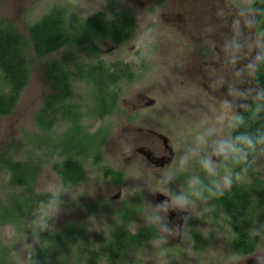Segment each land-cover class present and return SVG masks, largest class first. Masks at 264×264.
<instances>
[{
  "label": "rangeland",
  "instance_id": "obj_1",
  "mask_svg": "<svg viewBox=\"0 0 264 264\" xmlns=\"http://www.w3.org/2000/svg\"><path fill=\"white\" fill-rule=\"evenodd\" d=\"M189 1L0 0V20L9 19L26 35L32 23L55 7H64L83 18L98 11L113 18L126 10L133 13L137 23L126 43L102 41L98 57L88 52L78 55L80 59L89 57V61L100 59L106 66L121 61L135 75L113 87L119 93L117 109L104 119L91 116L92 87L75 81L76 95L72 101L83 114L85 131L93 134L103 129L99 154L94 142L86 143V157L81 154L87 167L82 182L75 186L63 184L51 166L62 159L55 152L66 144L67 138L59 142L56 139L70 124L58 121L47 134L41 132L34 119L45 97L54 91L47 81L46 69L52 61L61 60L64 53L34 58L30 82L16 108L10 115H0V150L14 160L41 162L34 190L56 197V204L23 214L25 208L19 207L22 204H17V196L24 189L12 185L9 170L2 168L0 204L9 207L19 220L0 224V264H27L44 226L59 229L71 221L89 239L85 247L107 253L103 243L124 223L115 212L128 202L132 206V199V208L136 207L138 212L127 227L136 232L157 224L161 236L131 252V264H264V234L259 236L251 254L237 255L231 247L234 230L222 207L210 200L189 202L184 198L185 184L194 183L202 158L209 160L218 188L230 185L227 175L217 172L215 167L232 153L236 117L245 110L238 111L235 104L216 93L222 83L228 85L230 80L212 78L216 65L211 64L214 59L208 56L209 50L203 56L200 53L199 48L207 39L198 31L200 23L193 21L194 16L198 17L193 10L200 9L199 0ZM232 1L244 10L251 8L250 0ZM211 6L212 1L206 0V9L214 11ZM176 15L186 25L175 20ZM255 42V54L264 57L263 41L257 37ZM257 92L262 94L259 89ZM93 139L97 137L87 141ZM107 167L125 170L126 181L117 185L106 178ZM251 171L246 180L264 181V146L254 157ZM170 211L177 216L171 219ZM195 228L204 240L202 246L193 237ZM88 256L81 251L79 257H70L65 264H88ZM92 262L111 264L106 256L93 257Z\"/></svg>",
  "mask_w": 264,
  "mask_h": 264
},
{
  "label": "trees",
  "instance_id": "obj_2",
  "mask_svg": "<svg viewBox=\"0 0 264 264\" xmlns=\"http://www.w3.org/2000/svg\"><path fill=\"white\" fill-rule=\"evenodd\" d=\"M255 5L261 12L264 24V0H256ZM135 27L136 20L131 12H117L110 18L105 12L98 11L83 18L64 7H55L32 23L29 35L19 31L9 19L0 20V115H10L16 108L21 93L30 82L34 58L46 59L53 53H64L61 60L52 61L46 69L47 81L54 91L45 97L44 105L35 113L34 119L41 132L47 134L58 121L70 124L67 131L56 139L59 142L67 138L66 144L63 143L62 148L55 152L62 159L51 165L65 185L75 186L86 179V143L94 142L96 154H99L103 143V134L100 135L103 129L91 134L82 125L83 114L77 103L72 101L76 95L75 81L92 87L91 115L104 119L117 109L119 93L113 87L123 79L135 77L130 66L121 61L106 66L100 59L89 61V57L80 59L78 55L88 52L98 57L102 41L126 43ZM256 82L264 92V58L259 62ZM85 134H88L86 138ZM90 137L97 139L87 141ZM48 139L52 140L50 136ZM263 146L264 96L261 102H251L236 117L231 136L232 153L227 160L232 179L230 185L223 191H219L209 179L196 185L197 196L207 195L217 200L227 214L235 234L231 247L238 255L252 253L257 247L259 236L264 234V181L254 178L247 183L242 182L243 176H251L252 162ZM40 163H35V160H14L0 150V172L2 168L8 169L11 174L10 183L24 189L17 196V204L20 201L22 205L19 204V207L25 208L23 214L34 208L56 204L55 196L34 190ZM199 175L201 178L209 175L207 165H202ZM104 176L118 184L123 181L122 173L110 167L105 169ZM1 204L0 211L3 212L0 224L19 220L15 219L9 207ZM4 210H8L9 215L6 216L7 211ZM38 236L39 243L31 252L27 264H65L70 257H79L81 251L89 255L88 264H93V257L96 256H106L111 264H131L134 262L131 251L144 241L157 237L154 228L150 227L136 233L115 230L107 238L106 246H102L107 253H102L89 246L85 247L89 239L75 221L59 229L44 226Z\"/></svg>",
  "mask_w": 264,
  "mask_h": 264
},
{
  "label": "flooded vegetation",
  "instance_id": "obj_3",
  "mask_svg": "<svg viewBox=\"0 0 264 264\" xmlns=\"http://www.w3.org/2000/svg\"><path fill=\"white\" fill-rule=\"evenodd\" d=\"M211 1H212L211 8L214 11L212 10L209 11L206 9V0H199L198 6L200 9L193 10V14L195 15L198 14L197 18H195V16L193 17V21L195 22L198 21L197 23H200L201 28L199 27L200 30L198 31H200L199 33H201L207 39L205 40V43L203 45L201 44L199 51L200 53L202 52L201 53L202 56L205 53H207L208 50L210 51L208 56L210 57V59L212 58L214 59L211 64L213 65V63H215L216 65L215 67L216 71L212 77L214 80L217 79L230 80L228 85H224L222 83L220 85V91L216 93L219 96L224 95V97L227 98L232 104H235V107L238 111H242L244 109L246 110L251 102L253 101L261 102L262 97L264 96L263 95L264 92L262 91L260 85L256 82V75H257L259 62L261 61L262 58H264V57L260 58V56L255 54V51L257 50V44L255 42L256 38L257 37L260 38V40H262L264 43V26H263L264 24L262 23L261 20V12L255 5L256 0H250L251 8H249L248 10H244L242 5L239 7L232 0H223V1L211 0ZM191 2H195V0H192ZM175 20L181 22L182 25H186V23L183 21L180 15H176ZM192 31L193 29L190 30V32ZM201 42L203 43V41ZM218 65H220L219 69H218ZM203 73L205 74V70L203 71ZM257 89L261 90L262 94H258L259 92H257ZM243 105H248V106L244 108ZM244 111H242L241 113H243ZM106 116H111V115H106ZM163 140L165 143H167L166 138H164ZM145 154L148 157L147 152H145ZM229 156L230 154L226 157L223 163L217 165L215 168L217 172L226 174L227 177L230 179V182H232L231 172L228 168L229 166L227 163ZM161 162L162 160L160 161V164ZM202 165L208 166L209 175H207L206 178H201V176L199 175V171ZM198 166H199L198 175L194 178V183L185 184L186 186H185L184 198L189 202L200 201L204 203L210 200L212 201V203H216L217 205L221 206L217 200L210 199L209 198L210 196L207 195L199 196V194L197 196V194L195 193L196 185L197 184L201 185V182L205 181L206 179L212 181L219 191H223L226 189V188L225 189L218 188L217 184L212 179L213 178L211 172L212 166L208 159L202 158L199 161ZM113 170L122 173L123 175L122 183L118 184L117 182L113 181L112 178L110 177H106V178H110L111 181L117 185H122L126 181L125 170L117 169L114 167ZM179 181H183V179L181 178ZM242 182L247 183L249 181L246 180L245 176H243ZM191 189L193 190L190 191ZM197 189H199V187ZM162 199L163 198H161L160 201ZM129 203L130 202L125 204L124 207L116 210L115 213L118 214L119 218L122 221L124 220L123 221L124 223L121 224L122 227H119L115 230H126L136 233L139 230L150 227V228H154L157 235L156 238L144 241L137 249H135L138 250L142 245L146 243L159 240L161 236L160 229H159V225L154 224V225H146L144 228L139 229L136 232L131 231L127 227L128 226L127 223L130 220L136 218L138 209L136 207L132 208V206L135 205L133 199L131 201L132 206H130ZM174 216L177 215L176 212L173 211L171 212L170 215L171 219ZM193 232H194L193 233L194 239L198 241L197 242L198 245L202 246L204 240L200 234V230L195 228ZM108 237H110V235ZM106 242L107 240H105L103 246H106L104 245ZM135 250H132L131 252H134Z\"/></svg>",
  "mask_w": 264,
  "mask_h": 264
}]
</instances>
